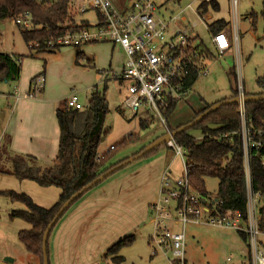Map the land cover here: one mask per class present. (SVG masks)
<instances>
[{
  "label": "trees",
  "instance_id": "obj_1",
  "mask_svg": "<svg viewBox=\"0 0 264 264\" xmlns=\"http://www.w3.org/2000/svg\"><path fill=\"white\" fill-rule=\"evenodd\" d=\"M71 5V0H0V21L10 19L16 23L17 20L24 21L28 17L30 20L28 27L17 23L16 25L19 27L20 36L28 49L30 51L37 50L36 52L40 53L48 48L49 42L92 27V24L87 21H75ZM209 5L213 10H218L216 2L210 1ZM207 6L201 4L199 7L203 14L207 11ZM251 23L254 27L253 20ZM98 25L101 24L98 23ZM228 25L229 22L221 19L209 24L207 28L209 33L216 34ZM214 59L215 57L211 53L205 51L202 61H199V66L192 71L187 79L186 86L190 88L197 79V71L203 66V60L211 62ZM81 60H84L82 53L78 52L75 64L79 65ZM21 61V57L0 53V83H18ZM85 66L94 69L91 63L87 62ZM96 72L101 73L98 70ZM38 75H44V71ZM33 78L30 80L28 93H30ZM258 85L262 91L256 96L264 95V82L258 81ZM103 87L102 92L98 91L97 87H93L87 105L80 110L67 108L65 101L61 102L57 108L55 118L59 129L58 149L51 166L41 167L36 164L34 158L29 156L13 155L10 158L11 171L5 174H10L19 180L34 182L41 188L55 187L60 190L57 202L48 209L37 206L24 193L0 192V196L7 198L11 203H19L24 206L23 210H12L9 213V218L22 220L30 226L29 230L19 231L17 238L27 253L39 259V264H42L43 233L62 204L98 175L125 161L127 158L110 163L112 155L117 150L134 143L139 138L138 132L131 133L124 137L120 143L114 145L113 149H108L99 155L100 144L109 133V130H104L109 112L105 97V82ZM235 97L237 94L229 99ZM210 106L205 105V107L194 111L185 123L174 128L168 126V129L172 132L191 122ZM174 110L175 104H171L164 112L166 121L172 116ZM244 111L250 128V138L252 143L256 144L253 147L249 146L247 150L248 174L246 173V155L237 104L222 106L190 130L176 135L174 140L184 149L190 161L187 165L188 179L195 192L204 198L211 199L205 189V180L208 178L217 180V194L213 201L221 202L216 206L220 214L238 211L241 217L245 216L247 212V181H249L252 192L259 194V206L256 212L257 226L259 232L264 234V100L246 103ZM138 128L142 131L148 128L146 121L139 120ZM192 130L200 133V140H196L191 134ZM160 148L150 151L141 159L156 154ZM144 149L145 147L141 148L135 155ZM238 234L246 244V235L243 232H238ZM134 241V235L119 240L105 251L104 258L111 264H122L124 257L119 254L120 251L130 246ZM262 248L264 249V244ZM46 254L48 257V243L46 244Z\"/></svg>",
  "mask_w": 264,
  "mask_h": 264
},
{
  "label": "rangeland",
  "instance_id": "obj_2",
  "mask_svg": "<svg viewBox=\"0 0 264 264\" xmlns=\"http://www.w3.org/2000/svg\"><path fill=\"white\" fill-rule=\"evenodd\" d=\"M155 1L157 5L165 2L166 10H160V13L165 17L171 12L176 14L191 4L194 11L186 10L183 15L185 21L181 22L179 26L190 29L192 34L198 36L199 40L207 46L210 44V33L207 30L209 24L223 19L229 22L228 26L232 29L235 25L237 27L238 39L232 49L223 56L216 55L215 59L206 65L207 74L198 76L187 96L175 105V110L167 121L168 126L174 128L185 123L194 111L205 107V105L212 106L228 100L231 96L237 94L240 87L244 97L258 95L262 91L258 81L264 82V17H262V13L264 14V0H237L235 11L231 0H228V2L227 0H213L218 4V10L216 11L211 8L209 5L210 1L207 0ZM127 2L129 0L126 1V4ZM201 4L208 5L206 7L207 11L204 14L201 13L202 17H198L195 10L199 9ZM74 15L76 22L88 21L90 24L95 22L91 11ZM248 19L254 21V27H252ZM113 48L115 47L107 43L84 45L83 52L85 55L89 59H94L95 69H92L84 67L85 63H82V61H80L79 65L75 64V48L65 47L55 54H49L48 52L51 51H47V49L40 53L36 52L37 50L30 51L22 40L19 27L15 21L10 19L0 21V53L13 54V56H18L22 59L21 73L14 90L15 94L24 92L27 89L30 78L32 79V77L44 71L45 82L43 83V88L45 86V97L50 99L61 98V102H64V99L69 95L76 94L81 105L85 107L93 87L96 85L100 92L104 88L103 82L100 83L101 76L98 75L96 70H108L110 62L114 66V63L119 64L122 59L116 51L117 48L112 51ZM104 82L106 85L105 97L109 109L104 130H109V133L100 144L99 155L107 151L109 146L118 144L117 138L126 135L130 128L139 133L138 140L128 144L126 148L124 147L117 150L116 153L114 152L115 154L112 155V158L122 154L129 156L130 151L135 152L136 149L140 150L143 146H148L154 136H162L165 133V126L158 120L146 121L148 128L143 131L139 130L136 119H132L130 122L123 120L117 113L116 108L126 94L127 82L119 83L112 78V74ZM10 88L13 92V84L0 83V92H5L10 90ZM36 99H38V94ZM4 101L0 100V103L5 104ZM34 111L35 113L41 112V110ZM50 112H47V114ZM41 119L40 115L29 116L23 122V126L28 128L31 136L33 134H42L48 128V122L52 121L51 116L47 118V122H45L44 118ZM245 127L244 124L241 125V129L244 130ZM21 128L25 133L27 132L26 128ZM191 134L197 137L196 140L201 139L198 131L192 130ZM139 150L129 157L135 155ZM160 151H166L164 153L169 155L164 145L158 150V152ZM177 160L179 162V159ZM169 161L170 159L168 163ZM246 162L247 160H245ZM175 167L176 165H173L172 169H175ZM0 170H2L0 171L2 174L11 171L10 163L7 162L1 165ZM5 175L10 176L9 178L12 181H16L14 178L19 180L10 174ZM217 184L218 182L214 178L205 180V189L210 194L211 199L216 197ZM10 186L11 184L8 183L7 178L0 179V192H16V190L9 188ZM36 189L39 190L40 188L36 187ZM35 196L39 198L37 197L38 195ZM42 199L46 198L43 197ZM22 206L19 203H11L7 198L0 196V243L6 242L8 254L15 256L18 262L19 258H22V262L24 261L22 264H39V259L28 255L17 238L18 232L27 230L29 225L22 220L9 218V213L12 210L22 209L24 207ZM258 206L259 203L256 204L257 208ZM136 218L129 220L126 214L122 212L119 219L110 227V231L106 233V237L111 239L117 236L116 242H118L127 236H135V241L130 246L123 248L119 253L124 257L127 264H167V261L161 255H151L152 216L146 215L138 223H135L137 222ZM185 240L187 264H237L249 262L247 243L243 242L236 230L190 223L187 224L185 229ZM3 248L6 249L4 246ZM229 257L231 258V263L226 260Z\"/></svg>",
  "mask_w": 264,
  "mask_h": 264
},
{
  "label": "built area",
  "instance_id": "obj_3",
  "mask_svg": "<svg viewBox=\"0 0 264 264\" xmlns=\"http://www.w3.org/2000/svg\"><path fill=\"white\" fill-rule=\"evenodd\" d=\"M210 1V0H207ZM235 11L237 0H231ZM72 13L84 14L95 11L98 20L92 27L67 34L48 43L47 51H57L65 47L79 48L86 44L107 43L123 51L125 60L119 73L113 79L127 82L126 94L121 109L132 119L160 121L165 126V133H170L164 112L171 104H178L189 93L186 86L193 70L205 51L223 56L230 51L237 41V27L223 28L216 34L210 33V44L205 45L198 36L179 24L185 21L184 12L194 11L187 5L178 13L164 16L165 2L157 5L155 0H130L121 7L111 0H71ZM165 4V5H164ZM202 17L201 9L195 10ZM202 13V14H201ZM17 24L28 27L30 20H17ZM100 23L101 25L97 26ZM208 30V28H207ZM33 51V50H32ZM197 71V75L207 74L208 60ZM44 75H36L26 97L35 98L43 90ZM240 100L238 114L245 150L246 173L248 174V147L256 144L250 138V128L246 120L242 99L244 93L237 91ZM65 105L72 110L83 108L76 94L65 99ZM243 128V126H242ZM164 133V134H165ZM174 158L179 159V176L173 177L169 171L161 176L158 199L152 205L150 236L151 255H161L167 264H187L185 258V229L187 224H206L218 228H230L243 232L247 237L250 264H264V249L260 245L262 235L257 226V207L259 194L253 193L247 181V212L244 217L238 211L220 214L216 206L220 201L207 199L195 192L190 186L187 172L189 159L184 149L172 139L166 144ZM110 146L109 149H113ZM231 258H227L230 262Z\"/></svg>",
  "mask_w": 264,
  "mask_h": 264
},
{
  "label": "crops",
  "instance_id": "obj_4",
  "mask_svg": "<svg viewBox=\"0 0 264 264\" xmlns=\"http://www.w3.org/2000/svg\"><path fill=\"white\" fill-rule=\"evenodd\" d=\"M111 1L116 6L121 7L126 4L128 0ZM91 12L95 18V22L92 24H95L98 20V15L95 11ZM262 15V17H264L263 13ZM248 20L250 21V19ZM251 22L252 21H250V23ZM83 46L75 48V60L76 54L78 52L82 53V58L84 59L81 60L82 63H91L95 69L94 59H89L85 55ZM115 49L122 59L119 64L114 63V66L110 62L108 70H98L101 72L98 75L101 76L100 83L103 82V86L104 81H107V78L111 74L113 78V75L119 73L123 68L125 60L123 51L118 47L113 48L112 51ZM59 52L60 50L48 53L55 54ZM30 80L28 81L27 89L20 94L19 92L18 94H15L16 92L14 93L17 83H7L9 85L13 84V92L11 91L12 87L10 90L0 92V100H5V104L0 103V166L7 162L10 163V158L13 155H22L34 158L36 164L41 167H49L52 165L57 154L59 129L56 123L55 112L60 106L62 99H50L45 97V86L43 92L38 95V99H36V97H26ZM118 82L122 84V82ZM94 87L97 86L95 85ZM122 100L118 104L116 111L123 120L130 122L132 118H130L127 112L121 109ZM34 110H41V112L35 113ZM49 111L51 112L47 114ZM36 115H40L42 119L44 118L45 122H47V118L51 116L52 121L48 122V128L43 131L42 134H33L31 136L28 128L23 126V122H25L26 117ZM192 115L193 113L189 116L188 120ZM137 122H139V120H137ZM21 127L26 128L27 132L25 133ZM128 130L126 135L117 138V143H120L127 135L136 133V130H132L131 128ZM158 137H160V135L157 137L154 136L152 142ZM114 145L115 144L111 146ZM165 149L169 155L164 153L166 151H160L156 155L139 159L117 171L76 201L58 221L48 237L49 264H111L103 257L105 251L116 242L117 238V236L111 239L106 237V233L110 231V227L115 224L122 212L126 214L129 220L137 217V222L135 223L141 221L146 215L150 216L152 214V205L157 201L156 199H158L157 196L162 173H164V171H169L173 177L179 176L180 163L176 158H173L174 156H170L173 154L168 148L165 147ZM138 150L136 149V151ZM135 152L130 151V155ZM129 156L123 154L118 155V157L112 158L110 163L117 162ZM169 159L170 161L168 163ZM175 161H177L176 164H174ZM131 165L132 167H130ZM173 165H176L175 169H172ZM9 177L8 175L0 173V179L7 178L8 183L11 184L9 188L16 190L17 193H24L23 191L27 192L28 194H24L29 195L32 201L39 207L48 209L53 206L59 198L60 190L58 188H41L34 182L28 180L19 181L14 178L16 182L12 181ZM34 186L40 189L38 190ZM34 195H38L37 197L39 198H36V196L34 197ZM43 197L46 199H42ZM23 209L24 207L14 210ZM29 229L30 226L27 230ZM263 237L264 234H262L259 239L261 246L264 244ZM2 245L6 249H4ZM27 254L30 255L29 253ZM8 259H11L12 262L9 263ZM22 263H24V261L22 262V258H19L18 262L15 256L8 254L5 241L2 244L0 243V264ZM122 264H127L125 259ZM237 264H250V261Z\"/></svg>",
  "mask_w": 264,
  "mask_h": 264
},
{
  "label": "water",
  "instance_id": "obj_5",
  "mask_svg": "<svg viewBox=\"0 0 264 264\" xmlns=\"http://www.w3.org/2000/svg\"><path fill=\"white\" fill-rule=\"evenodd\" d=\"M262 100H264V95L247 96V97H244L242 99V103L245 105L248 102H257V101H262ZM239 102H240V100L238 99V97H235V98H232V99L221 101L219 103H216V104L210 106L206 111H204L201 114H199L191 122L181 126L180 128H178V129H176V130H174V131H172L170 133H165L162 136L156 138L153 142L148 144V146H145V149L142 152L138 153L137 155H134L132 157L127 158L122 163H120V164L108 169L106 172L98 175L90 183L85 185L80 191H77L76 193H74L67 201H65L62 204V206L59 208V210L57 211L56 215L51 220V222L47 225V227H46V229H45V231L43 233V236H42V264H49L48 257H47V254H46V244H47L48 237L50 235V232H51L53 226L62 217V215L70 208V206L74 202H76L80 197H82V195H84L85 193H87L88 191H90L91 189H93L94 187L99 185L100 183H102L104 180H106L108 177H110L116 171H119V170L125 168L126 166H128L129 164L141 159L145 154L149 153L150 151H152V150H154L156 148L162 147L168 141L174 139L176 137V135H178V134H180L182 132L190 130L196 124L201 122L206 116H208L212 112L218 110L222 106H225V105H228V104H238ZM8 262L11 263L12 262L11 259H8Z\"/></svg>",
  "mask_w": 264,
  "mask_h": 264
}]
</instances>
